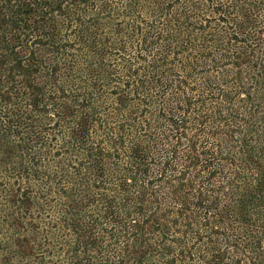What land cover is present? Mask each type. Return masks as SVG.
<instances>
[{
  "label": "trees",
  "instance_id": "1",
  "mask_svg": "<svg viewBox=\"0 0 264 264\" xmlns=\"http://www.w3.org/2000/svg\"><path fill=\"white\" fill-rule=\"evenodd\" d=\"M0 264H264V0H0Z\"/></svg>",
  "mask_w": 264,
  "mask_h": 264
}]
</instances>
